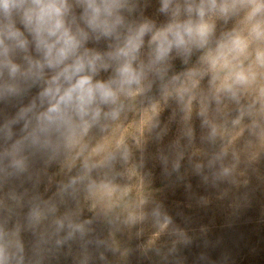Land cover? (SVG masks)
Wrapping results in <instances>:
<instances>
[{
  "label": "rangeland",
  "instance_id": "rangeland-1",
  "mask_svg": "<svg viewBox=\"0 0 264 264\" xmlns=\"http://www.w3.org/2000/svg\"><path fill=\"white\" fill-rule=\"evenodd\" d=\"M137 4L130 19L165 22L160 0ZM210 22L207 46L173 53L163 77L149 74L143 92L121 97L117 119H101L54 157L27 153L22 174L0 173V228L22 243L24 264H264V67L255 60L264 39L249 36L247 9ZM230 33L249 39L235 66L254 78L228 91L226 71L201 57ZM193 69L204 73L195 87ZM40 90L0 102V124ZM69 221L85 232L68 238Z\"/></svg>",
  "mask_w": 264,
  "mask_h": 264
},
{
  "label": "clouds",
  "instance_id": "clouds-1",
  "mask_svg": "<svg viewBox=\"0 0 264 264\" xmlns=\"http://www.w3.org/2000/svg\"><path fill=\"white\" fill-rule=\"evenodd\" d=\"M137 7V0H0V102L41 88L0 124V140L7 145L0 151V173L22 174L27 153L54 157L61 144L71 145L101 119H117L121 97L143 92L149 74L163 77L173 53L187 57L207 46L215 27L212 16L247 9L249 36L264 39V19H257L264 17V0H160L158 11L166 17L161 24L130 19ZM102 39L108 41L106 51L86 46ZM248 48L247 37L226 34L201 63L212 72L226 71L225 88L231 91L254 78L251 69L235 66ZM255 60L264 67V49L256 51ZM109 71L107 79L98 78ZM203 74L197 69L187 74L192 87ZM187 91L181 89V98ZM16 125H22L18 138ZM57 225L58 230L65 227L61 220ZM67 228L68 238L85 232L80 223L69 221ZM23 251L19 239L0 228V264H24Z\"/></svg>",
  "mask_w": 264,
  "mask_h": 264
}]
</instances>
